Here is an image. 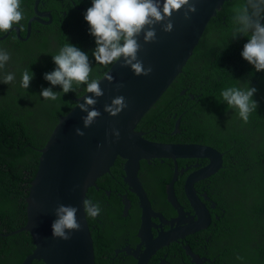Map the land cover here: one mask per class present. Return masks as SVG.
<instances>
[{"label":"trees","instance_id":"obj_1","mask_svg":"<svg viewBox=\"0 0 264 264\" xmlns=\"http://www.w3.org/2000/svg\"><path fill=\"white\" fill-rule=\"evenodd\" d=\"M72 1L63 13L56 0L52 5L56 7L53 11L55 21L51 25L34 22L28 39H22L13 30L0 40V49L11 55L5 68L0 69V264H22L34 250L30 233H12L28 222L27 199L39 169L40 150L59 118L74 107L76 98L87 93L86 85H81L75 92L63 94L60 86H52L44 79L46 72L55 69L52 55L58 54L69 42L88 53L93 78L102 77L112 66L105 68L97 64L92 54L95 38L89 33V24L84 19L91 0ZM33 3L23 0L22 36L27 35L28 21L35 13ZM242 3L243 0H226L208 23L182 74L146 113L137 130L145 132L146 139L156 142L208 143L225 150L226 171L232 175L239 195L243 200L247 199L238 205L241 215H237L231 225L228 221L223 224L235 233V264H264V71L257 72L241 55L249 38L243 35L232 38L233 7ZM6 33L0 31V36ZM25 69L35 73L28 89L21 86ZM9 72L15 74V80L11 84L2 83ZM250 86L258 89L254 99L259 106L245 124L237 110L222 102L220 93L228 87ZM45 87L61 92L60 98L56 101L44 99L40 92ZM180 118L181 131L173 135ZM123 163L118 158L110 175L98 180L99 190L92 189L88 195L92 200L98 199L96 202L102 208L101 222L98 216L95 219L88 217L95 264H120L113 257L115 248L122 243L118 237L121 230L115 229L121 219H126L118 196L119 191L124 192L128 187L123 180ZM141 168L142 174L152 173L153 183L161 182L160 186L147 189L153 204L165 206L167 185L175 172V162L170 159L154 161L151 165L142 162ZM107 190L113 193L105 195ZM130 198L136 200L137 196L130 193ZM138 213L133 211L135 218ZM232 251L233 246L229 252ZM186 260L190 262L188 257ZM179 262L180 259L173 264Z\"/></svg>","mask_w":264,"mask_h":264},{"label":"water","instance_id":"obj_2","mask_svg":"<svg viewBox=\"0 0 264 264\" xmlns=\"http://www.w3.org/2000/svg\"><path fill=\"white\" fill-rule=\"evenodd\" d=\"M40 2L41 0L35 1L36 15L28 22L27 35L22 36L19 26L13 29L22 39L30 37L34 21L43 24H51L53 21L51 11L39 10ZM225 2L226 0H198L197 12L192 14L190 20L184 18L183 10L174 12L173 31L164 32L161 25H156V42L145 43L141 35L139 42L143 48L139 55L145 67L152 65L153 72L148 76H137L130 67H121L120 62L112 65L106 72L110 71L115 79L112 82L106 78L101 80L104 95L98 98L95 107L102 116L92 126L84 127L82 117L87 113L77 106L78 101L83 102L84 96L92 95L91 93H84L76 98L74 107L59 118L48 141L40 150L39 169L27 199L28 222L26 226L12 233H30L35 245L22 264H32L34 261L43 264H95L94 241L83 200L97 187L98 180L110 173L118 158L125 162V183L140 199L144 227L151 228V218L158 214L138 176L141 162L154 159H171L177 162L168 195L169 201L181 212L175 193V184L180 175L178 159L208 157L210 164L191 174L186 185L188 197L195 208L197 207L194 184L223 168V153L210 145L152 141L146 139L145 132L138 131L137 127L146 113L182 74L208 23ZM43 17H48L49 20ZM13 30L0 36V40L5 39ZM118 84H123V87L117 89ZM117 95L125 96L129 107L119 115L111 116L104 111V105L111 103V99ZM180 124L181 118L176 123L173 135L180 133ZM113 127L120 131L119 140L111 134ZM76 128H81L85 135H77ZM59 204L78 208L77 217L82 229L72 232L68 240L56 238L52 234L51 225L56 219L55 208ZM142 231L144 239L149 238L145 250H142L144 242L137 250L128 248L137 259V264H149L150 258L160 247L193 232L187 227L177 226L160 232L153 238L152 230Z\"/></svg>","mask_w":264,"mask_h":264},{"label":"clouds","instance_id":"obj_3","mask_svg":"<svg viewBox=\"0 0 264 264\" xmlns=\"http://www.w3.org/2000/svg\"><path fill=\"white\" fill-rule=\"evenodd\" d=\"M197 2L198 0H91V6L84 13V19L89 24V33L95 38L96 47L92 53L95 62L105 68L120 62L121 67H130L137 76L150 75L153 72L152 65L145 67L139 55L143 48L139 42L140 36L143 35L145 43L156 42V25H161L164 32H172L174 12L183 10L184 18L190 20L192 14L197 12ZM40 7L39 5V10L42 11ZM51 13L53 23L56 15ZM233 13L232 38L236 39L241 35L249 38L243 46L242 57L253 65L257 72L264 71V0H243L242 4L233 7ZM35 15L36 12L31 17ZM24 18L23 0H0V31L8 32L15 26L22 30L21 21ZM52 58L55 69L46 72L44 79L52 86H60L63 94L75 92L76 88L86 85L85 91L92 95H85L84 101H78L77 106L87 113L82 117L84 127L92 126L102 116L95 107L98 98L104 95L101 80L106 78L112 82L115 78L110 71L103 73L102 77L93 78L92 60L88 53L69 42L59 49L58 54L52 55ZM10 59V53L0 49V69L5 68ZM34 75L33 71L25 69L21 86L28 89ZM14 80L15 74L9 72L3 77L2 83L11 84ZM121 87L123 84L117 85V89ZM257 91L255 86L228 87L222 90L220 95L222 102H226L228 108L237 110L239 118L247 124L251 114L259 106L258 101L254 99ZM40 95L46 100L56 101L61 92L54 91L53 87H45ZM128 107L126 97L117 95L111 99V103L104 105V111L111 116H117ZM75 131L79 136L85 135L81 128H76ZM111 134L119 140V129L113 127ZM83 206L86 216L92 219L102 211L100 203L90 198L83 200ZM77 212L78 208L72 205L59 204L55 208L56 219L51 225L54 237L68 240L72 232L82 229Z\"/></svg>","mask_w":264,"mask_h":264},{"label":"flooded vegetation","instance_id":"obj_4","mask_svg":"<svg viewBox=\"0 0 264 264\" xmlns=\"http://www.w3.org/2000/svg\"><path fill=\"white\" fill-rule=\"evenodd\" d=\"M69 1L72 0H58V3H60L59 9L63 13ZM33 2V5H35V1ZM55 2L56 0H42L40 8L42 11L49 10L53 12L56 10V7L52 6L55 5ZM44 19L48 20V17H44ZM204 145L213 146L221 151L223 153L224 165L217 173L205 179H200L194 184L195 196L198 201L196 208L188 197L186 185L191 174L210 164L208 157L178 159L180 175L175 184V193L180 202L181 212L169 201L168 195L169 184L175 172H173L171 181L167 185V203L165 206H162V203H160L157 207L153 204V198L150 196L147 188H151L152 186L158 187L161 182L153 183L151 178L152 173L145 172L142 174V168L140 167L139 179L148 193L155 212L158 214V216L151 218V224H153L151 228L144 227L142 218L143 208L140 199L137 194L130 190L129 185L125 183L124 175L123 180L128 187H126L124 192L119 191L118 196H120V205L123 208L122 215L126 219L125 221L121 219L115 229L119 230L118 228H120L121 233L118 237L122 240V243L115 248L114 260H118L120 264L138 263L137 259L128 251V248H131L132 251L137 250L144 242L142 250H145L149 238L144 239L142 230H152L153 238H155L160 232H166L173 227L182 226L193 230V232L180 237L178 240L171 241L168 245L160 247L150 258L149 264H173L178 259H180L178 264H235V233L228 226H223V224L228 221L229 225H231L238 218L237 215H241L242 210L238 205L247 199H242L235 189L232 175L226 171L225 150L217 145L208 143ZM154 161H162V159H154ZM154 161L147 163L151 165ZM176 167L177 162H175V170ZM104 178L105 176L101 179ZM146 181H149L147 187ZM95 189L96 191L99 190L98 187ZM111 193L113 192L110 190L105 191V195L109 196ZM130 193L136 195L137 199L130 198ZM97 200L93 201L96 202ZM134 210L139 212L136 218L133 215ZM100 216L101 213L98 216L99 222H101ZM232 246L233 251L229 252ZM186 257H188L190 262H187Z\"/></svg>","mask_w":264,"mask_h":264}]
</instances>
